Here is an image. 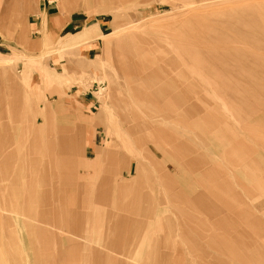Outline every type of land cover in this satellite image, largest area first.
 Returning <instances> with one entry per match:
<instances>
[{"label": "rangeland", "instance_id": "obj_1", "mask_svg": "<svg viewBox=\"0 0 264 264\" xmlns=\"http://www.w3.org/2000/svg\"><path fill=\"white\" fill-rule=\"evenodd\" d=\"M21 1L9 25L0 0V45L19 36L34 51L19 64L45 73L20 113L0 99V264H264V0H59L108 20L60 42L45 22L32 34L28 8L42 0ZM96 37L94 55L79 50ZM16 62L0 56L18 78ZM57 95L72 99L71 119L40 123ZM65 127L61 170L58 137L36 130ZM105 161L116 174L136 165L116 178L119 198Z\"/></svg>", "mask_w": 264, "mask_h": 264}, {"label": "crops", "instance_id": "obj_2", "mask_svg": "<svg viewBox=\"0 0 264 264\" xmlns=\"http://www.w3.org/2000/svg\"><path fill=\"white\" fill-rule=\"evenodd\" d=\"M64 1V0H63ZM67 1V0H65ZM19 7H22V1L21 0H9L8 2V6L6 7L7 9V14H5L6 16V22L7 24H11V11L12 9L16 8L18 9ZM63 7H65V9H63ZM79 8V6H77ZM75 8V7H74ZM75 9H68L66 5H61L59 0H42L38 5L37 4H33L32 6H30L28 8L29 12H28V24L31 27V30L34 31L32 34L36 35L39 34V32L37 31L39 29V27H41L43 25V22H45L46 24V29L48 31L49 34V38H53V40L60 42L61 40L67 38L68 36H70V34H75V33H79L82 32L86 27L90 28L93 26H97L98 29L104 33V31L107 28V23L108 20L102 16V13H99L97 15L94 16H90L92 18H89V16H85L83 14L80 13V10H76ZM75 10V11H73ZM73 11V12H72ZM4 17V16H3ZM8 41L12 40L15 43H3L2 45H0V56H2L5 59L8 58H12L15 59L16 62V67H17V73H19V77L16 78L12 75V73L10 72V69H6L5 67H0V99L2 98V96H8L11 98V100H14V102H12L13 104H15V106L17 107V109H15L16 113H20L22 110V105H23V96H26L25 93H27L25 91V88L29 89L34 86V82L37 80L38 82V78L39 74L45 73V70L43 69L44 67H40L37 68L36 65H31V66H27V68H25L24 66L19 64V57H22L23 55L26 56H33V52L32 50H22L19 49V36H15L13 39L12 38H6ZM2 40V39H1ZM0 40V41H1ZM100 43V37H96L91 41H88L87 43H85V45L87 44L88 46H84L81 50L82 52L84 51L85 53L89 54V56L94 55V52L98 50V46ZM84 45V44H83ZM68 49H63V54L66 57L68 54ZM89 52V53H88ZM85 53H81L80 55L82 56H86L87 54ZM55 57H58L60 59L59 63L55 61H52V67L51 69L54 70L53 73H61V71H59L60 67L59 64H61L62 59H61V54L56 55ZM38 69V70H37ZM39 71V74H38ZM64 74H68V72H64ZM55 75V74H53ZM56 76V75H55ZM37 78V79H36ZM60 81L61 84L63 85L65 80L64 78H62V76H60ZM44 82L45 85H47L50 81L54 80L53 76L50 74V76L48 78L42 77L41 78ZM70 90L65 91L66 95L69 96L71 95ZM7 92L9 94H7ZM78 92V91H77ZM83 95V96H82ZM67 96H59L57 95L56 98H54L53 100V108L52 110H47L46 112H40L39 115L41 116H37L36 120H38L40 123L43 122V116L45 115L49 120H48V124L49 122H52L55 116H52L51 114H53V111L55 112V114H61L63 112L64 115V119H66V114L67 112H69L68 114V119H71L70 116V112H72V107H73V102L71 98H67ZM78 96H80V98L76 99V102L79 106V110H83L85 112V109L89 108L87 106L91 105V99L89 97L88 92L87 93H80ZM92 107V106H91ZM80 115H84L83 113H80ZM87 115V114H86ZM88 120V118H87ZM38 133L37 135L41 136H56L58 137V145H55V147H53L51 149V152L53 153H59V155H63L64 157H58L56 156L59 161H57L55 167L59 168V169H64L66 167H68L69 163V159H70V151L68 148V139L73 135V132L71 131L70 128H63L61 131L58 132V135L56 134H48L50 133V129H45V128H41V129H37L36 130ZM78 131V130H77ZM84 136H88L86 134H82ZM6 135H4L3 133H0V138L5 137ZM8 136V134H7ZM101 148L98 146V138L97 135H94V139H93V144L88 148L87 151V155H85V159L89 160L92 159V157L95 156V152H94V148ZM8 151V150H6ZM18 151V150H17ZM0 152H5L3 143L0 142ZM91 153H93V155H91ZM67 160V161H66ZM93 161V160H92ZM105 162H109V161H105ZM108 171H110V175L109 177H107L108 179L106 180V182L112 184L114 186V190H116L117 192V196L118 198L120 197V194L118 193V189L115 185V181L116 178H120L121 173H123L122 175L129 180H131L129 177L130 176H135V169H136V165L133 163L131 166L130 171L128 170V166H125L120 174H116L115 172V166L113 163L109 162L108 163ZM45 167V166H44ZM104 168V163L102 164V166L100 168H96L94 170H92L91 172H89L88 174H92V173H98L100 172L102 169ZM80 173L84 172V170L81 168L80 169ZM85 173V172H84ZM61 175H63L62 173H60ZM47 175H50L49 173H47ZM105 182V181H104ZM147 182V181H146ZM146 182L143 183V185H141V188H144L145 185H149L148 183L146 184ZM81 183V182H79ZM69 186V185H67ZM84 186L83 183H81V185H75V186H69L72 189H77L78 187ZM79 189V188H78ZM79 191V190H78ZM144 192V191H143ZM145 193V192H144ZM50 199V198H47ZM103 199V198H101ZM49 211V210H48ZM48 216H50V213L47 214Z\"/></svg>", "mask_w": 264, "mask_h": 264}, {"label": "bare ground", "instance_id": "obj_3", "mask_svg": "<svg viewBox=\"0 0 264 264\" xmlns=\"http://www.w3.org/2000/svg\"><path fill=\"white\" fill-rule=\"evenodd\" d=\"M234 11V10H233ZM234 18V17H233ZM242 26H245V25H242ZM241 28V27H240ZM233 29H234V27H233ZM246 31V30H245ZM261 39V38H260ZM115 192H116V190H115Z\"/></svg>", "mask_w": 264, "mask_h": 264}]
</instances>
